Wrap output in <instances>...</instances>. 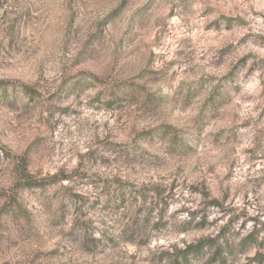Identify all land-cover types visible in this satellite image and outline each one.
Wrapping results in <instances>:
<instances>
[{"label": "rangeland", "instance_id": "rangeland-1", "mask_svg": "<svg viewBox=\"0 0 264 264\" xmlns=\"http://www.w3.org/2000/svg\"><path fill=\"white\" fill-rule=\"evenodd\" d=\"M199 240L264 264V0H0V264Z\"/></svg>", "mask_w": 264, "mask_h": 264}, {"label": "trees", "instance_id": "trees-1", "mask_svg": "<svg viewBox=\"0 0 264 264\" xmlns=\"http://www.w3.org/2000/svg\"><path fill=\"white\" fill-rule=\"evenodd\" d=\"M24 89H27L24 87ZM28 90V89H27ZM22 186L26 188H33L38 186H43L39 182L32 180L29 177L24 178ZM212 241L215 240H199L196 244H192L187 246L184 251L180 254V256H176L170 260V264H192L193 259H198L205 254V249H213L215 246V251L207 262V264H224L227 255L229 253V243L225 242L224 244H214ZM223 253L225 255H223Z\"/></svg>", "mask_w": 264, "mask_h": 264}]
</instances>
